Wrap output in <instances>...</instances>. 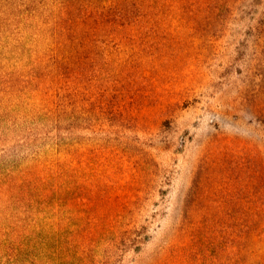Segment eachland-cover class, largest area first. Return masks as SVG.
<instances>
[{
	"label": "rangeland",
	"instance_id": "rangeland-1",
	"mask_svg": "<svg viewBox=\"0 0 264 264\" xmlns=\"http://www.w3.org/2000/svg\"><path fill=\"white\" fill-rule=\"evenodd\" d=\"M138 22L55 93L76 149L61 239L13 180L48 144L38 93L0 85V264H264V0H153Z\"/></svg>",
	"mask_w": 264,
	"mask_h": 264
},
{
	"label": "trees",
	"instance_id": "trees-1",
	"mask_svg": "<svg viewBox=\"0 0 264 264\" xmlns=\"http://www.w3.org/2000/svg\"><path fill=\"white\" fill-rule=\"evenodd\" d=\"M152 3L153 0H0V85L9 92L25 87L29 93H38V113L47 124L46 135L34 138L40 146L44 141L48 144L18 169L13 180L21 179L24 185L20 187L25 191L28 188L26 192L44 212L51 240L61 239L57 210L75 204L69 186L76 155L73 105L69 95L55 93H66L75 64L92 57L93 49L101 50L95 52L100 56L111 46L118 52L127 41L125 33L138 26L140 13L149 11ZM112 55L109 52L108 56ZM36 132L40 130L34 129ZM129 234L128 227L117 224L112 246L118 249V244L132 243ZM86 253H82L84 258Z\"/></svg>",
	"mask_w": 264,
	"mask_h": 264
}]
</instances>
